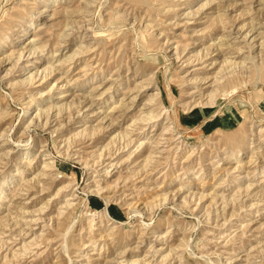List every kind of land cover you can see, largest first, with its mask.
<instances>
[{
	"label": "rangeland",
	"instance_id": "rangeland-1",
	"mask_svg": "<svg viewBox=\"0 0 264 264\" xmlns=\"http://www.w3.org/2000/svg\"><path fill=\"white\" fill-rule=\"evenodd\" d=\"M263 4L0 0V264H264Z\"/></svg>",
	"mask_w": 264,
	"mask_h": 264
},
{
	"label": "bare ground",
	"instance_id": "bare-ground-1",
	"mask_svg": "<svg viewBox=\"0 0 264 264\" xmlns=\"http://www.w3.org/2000/svg\"><path fill=\"white\" fill-rule=\"evenodd\" d=\"M257 2H258V1H257ZM261 3H262V2H261ZM256 4H257V3H256ZM263 5H264V4H263ZM260 6H261V5H260ZM260 6H259V7H260ZM261 8H263V7H261ZM84 16H85V15H84ZM263 16H264V15H263ZM224 24H225V23H224ZM221 26H222V25H221ZM256 26H257V25H256ZM248 27H249V26H248ZM241 28H242V27H241ZM255 29H256V28H255ZM252 30H253V27H252ZM222 31H223V30H222ZM250 31H251V30H249V32H250ZM221 33H222V32H221ZM228 33H229V32H228ZM236 33H237V32H236ZM225 34L227 35V33H225ZM239 34H240V33H239ZM222 35H223V34H222ZM222 35H221V36H222ZM230 35H231V34H230ZM243 35H244V33H243ZM241 36H242V34H241ZM245 36H246V35H245ZM226 37H227V36H226ZM227 38H228V37H227ZM231 38H232V37H231ZM254 38H256V36H255ZM221 39H222V38H221ZM224 40H225V39L223 38V41H224ZM226 40H227V39H226ZM228 40H229V39H228ZM223 41H221V42H223ZM221 42H220V43H221ZM227 42H228V41H227ZM227 42H225V43H227ZM220 43H219V44H220ZM223 44H224V43H223ZM220 45H221V44H220ZM221 46H222V45H221ZM30 48H31V47H30ZM32 48H34V47H32ZM28 49H29V48H28ZM35 49H36V48H34V51H35ZM29 50H31V52H32V49H29ZM31 52H30V53H31ZM74 54H75V53H74ZM27 55H28V53H27ZM30 55H31V54H30ZM20 57H21V56H20ZM67 57H69V56H67ZM67 57H66V58H67ZM70 58H71V57H70ZM70 58H69V60H70ZM69 60H67V61H69ZM226 61H227V60H226ZM226 61H225V62H226ZM59 62H60V61H59ZM226 63H228V61H227ZM223 64H225V63H223ZM225 65H226V64H225ZM46 72H47V71H46ZM46 72H45V73H46ZM150 119H151V118H150ZM146 120H147V119H146ZM142 121H143V120H142ZM127 134H128V133H127ZM125 138H126V137H125ZM128 143H129V142H128ZM140 146H141V143H140ZM138 147H139V145H138ZM153 153H154V152H153ZM149 162H150V161H149ZM69 204H70V203H69ZM67 205H68V204H67ZM59 214H60V213H59ZM61 215H62V214H60V216H61ZM60 219H61V218H60Z\"/></svg>",
	"mask_w": 264,
	"mask_h": 264
}]
</instances>
